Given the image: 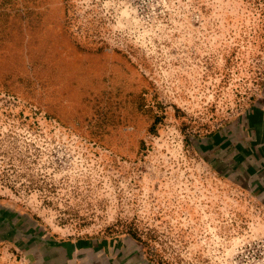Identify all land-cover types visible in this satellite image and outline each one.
<instances>
[{
	"label": "rangeland",
	"instance_id": "374dc122",
	"mask_svg": "<svg viewBox=\"0 0 264 264\" xmlns=\"http://www.w3.org/2000/svg\"><path fill=\"white\" fill-rule=\"evenodd\" d=\"M263 96L264 0H0V201L154 264H264V191L200 151ZM16 240L0 264H31Z\"/></svg>",
	"mask_w": 264,
	"mask_h": 264
},
{
	"label": "crops",
	"instance_id": "0c3cea01",
	"mask_svg": "<svg viewBox=\"0 0 264 264\" xmlns=\"http://www.w3.org/2000/svg\"><path fill=\"white\" fill-rule=\"evenodd\" d=\"M200 151L225 170L240 168L244 178L254 175L264 191V96L250 108L244 123L208 137ZM12 237L20 253H29L31 264H154L133 246L119 245L120 241L62 239L0 201V238L9 241Z\"/></svg>",
	"mask_w": 264,
	"mask_h": 264
}]
</instances>
